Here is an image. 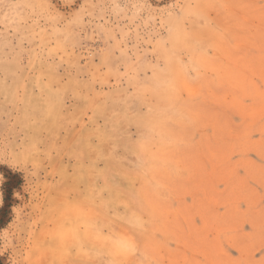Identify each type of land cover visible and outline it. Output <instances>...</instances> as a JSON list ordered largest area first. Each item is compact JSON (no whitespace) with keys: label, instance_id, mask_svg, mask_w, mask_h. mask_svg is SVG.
<instances>
[{"label":"rangeland","instance_id":"obj_1","mask_svg":"<svg viewBox=\"0 0 264 264\" xmlns=\"http://www.w3.org/2000/svg\"><path fill=\"white\" fill-rule=\"evenodd\" d=\"M0 264H264V0H0Z\"/></svg>","mask_w":264,"mask_h":264},{"label":"bare ground","instance_id":"obj_2","mask_svg":"<svg viewBox=\"0 0 264 264\" xmlns=\"http://www.w3.org/2000/svg\"><path fill=\"white\" fill-rule=\"evenodd\" d=\"M159 70H160V69H159ZM160 78H161V77H160ZM135 79H136V78H135ZM133 80H134V79H133ZM134 81H135V80H134ZM162 81H164V79H163ZM162 83H163V82H162ZM148 84H149V83H148ZM170 86H172V85L170 84ZM139 88H141V87H139ZM139 88H138V90H140ZM144 88H146V87H144ZM155 89H156V88H155ZM134 90H135V89H134ZM138 92H139V91H138ZM151 92H152V91H151ZM117 93H118V92H116V94H117ZM118 94H119V93H118ZM139 95L142 96L141 94H138V96H139ZM127 97H128V96H127ZM143 98H144V97H143ZM139 99H140V98H139ZM142 100H143V99H142ZM143 101H144V100H143ZM155 103H156V102H155ZM155 107H156V106H155ZM166 107H167V106H166ZM120 109H121V108H120ZM120 109H119V110H120ZM149 109H150V107H149ZM121 110H123V108H122ZM160 111H161V110H160ZM109 115H110V114H109ZM32 120H33V118H32ZM149 120H150V119H149ZM139 121H140V120H138V122H139ZM142 121H143V120H142ZM142 121H141V126L139 125V127H142V125H143V124H142ZM153 122H155V121H153ZM144 124H146V123H144ZM144 131H145V130H144ZM23 144H24V143H23ZM32 144H33V143H32ZM141 144H143V143H141ZM21 145H22V144H21ZM143 145H144V144H143ZM143 145H142V146L140 145L141 148H144L145 146L147 147V145H145L144 147H143ZM145 149L147 150V148H145ZM119 157H120V156H119ZM121 157H123V156H121ZM121 159H123V158H121ZM124 159H125V158H124ZM125 160H126V159H125ZM122 164H123V163H122ZM122 164H121V165H122ZM109 168H110V166L108 165V169H109ZM125 171H126V170H125ZM110 173H111V172H110ZM127 174H128V173H127ZM106 175H107V174H106ZM107 176H108V175H107ZM124 176H126V175L124 174ZM127 178H129V177L127 176ZM107 184H108V183H107ZM107 184H106V185H107ZM90 186H91V184H90ZM134 190H135V189H134ZM89 191H91V190L89 189ZM123 191H124V190H123ZM132 191H133V190H132ZM124 192H125V191H124ZM131 193H132V192H131ZM126 194H128L127 190H126ZM129 194H130V193H129ZM138 201H139V200H138ZM103 203H104V202H103ZM136 203H137V201H136ZM137 204H138V203H137ZM102 205H103V204H102ZM77 206H78V205H77ZM69 227H70V226H69ZM81 229H82V228H81ZM58 230H59V229H58ZM61 231H62V230H61ZM57 232H58V231H57ZM83 232H84V231H83ZM59 233H60V231H59ZM59 233H58V235H59ZM63 234H64V233H63ZM60 235H61V234H60ZM61 236H62V235H61ZM61 236H60V237H61Z\"/></svg>","mask_w":264,"mask_h":264}]
</instances>
